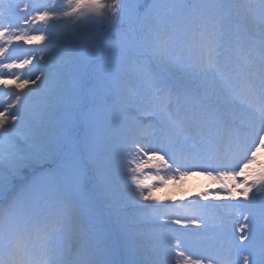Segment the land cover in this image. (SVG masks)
I'll list each match as a JSON object with an SVG mask.
<instances>
[{
    "label": "snow or ice",
    "instance_id": "obj_1",
    "mask_svg": "<svg viewBox=\"0 0 264 264\" xmlns=\"http://www.w3.org/2000/svg\"><path fill=\"white\" fill-rule=\"evenodd\" d=\"M124 7L122 0L111 4L67 0L66 7L55 2L50 6L28 4L20 17L23 27L0 13V40L4 41L0 45V77H15L17 90H8L7 107L0 110V188L11 191L9 181L25 168L35 172L51 169L62 160L68 162L65 146L84 132L86 125L95 178L107 186L117 221L123 217L126 233L134 236L130 230L144 221L167 227L156 225L164 218L180 226L171 232L199 235L201 225L207 228L203 213L227 206L178 208L153 193L158 186L183 181L197 171L208 176L215 173L229 199L242 196L247 201L243 205L247 214L241 213L244 222L236 216L238 224L229 225L231 239L224 264H240L242 252L243 264H264V170L255 175L246 171L256 163L257 151L264 148V0L152 3L150 10H160L163 15L127 42L131 55L114 69L117 92L113 93L110 84H98L104 92L93 96L91 107L75 52H68L36 80L11 71L32 63L11 55L14 41L30 44L46 39L43 31L39 35H30V31H39L41 25L51 28L57 22L89 27L103 23L109 13L119 20ZM209 10L216 13L211 27L206 19ZM177 23L187 40L177 42L163 35L166 30L175 33ZM47 39L51 41V35ZM194 50L198 53L195 57ZM37 80L46 85L41 98L29 96L34 89L19 91ZM0 84L7 87L8 80L2 79ZM112 176L120 177L122 188L109 185ZM55 190V185L41 186L31 200L21 202L15 196L0 200V264H28L20 227L37 213L35 202ZM203 196L207 199L208 193ZM236 233H241L240 244L235 243ZM87 235L85 231L76 234L75 251L71 246L54 245L46 264H104L86 245ZM159 239L167 243L166 258L161 252L142 253L131 264H172L171 241L175 239L180 249L181 238L159 233ZM205 261L213 264V256L203 251L181 249L174 257L175 264Z\"/></svg>",
    "mask_w": 264,
    "mask_h": 264
},
{
    "label": "rangeland",
    "instance_id": "obj_2",
    "mask_svg": "<svg viewBox=\"0 0 264 264\" xmlns=\"http://www.w3.org/2000/svg\"><path fill=\"white\" fill-rule=\"evenodd\" d=\"M20 2L21 5L19 6ZM23 2L24 4L22 5ZM36 2L37 0H18L17 4L12 6L7 4L6 0H0V13L8 17L13 24L21 23L20 17L25 14V5L30 4L33 7L45 5L44 2L39 4H36ZM122 2L125 7L121 18L119 20L111 19L102 30L99 28L101 23L85 27L83 25L73 26L71 23L57 22L51 28H45V26L41 25L39 31H30V35H39L40 32L43 31L46 39L43 41L33 40L30 44L23 41H14L13 43L16 47H14L11 55L19 59L28 58L32 60V63L25 65L24 69H14L11 71H14L17 75H21L23 79L28 80L29 77L37 71L36 69H42L43 62L48 57L52 56V53H57L59 51L57 54L59 62L68 52H75V59L83 77L81 83L85 93L89 96V106L91 107L93 96L103 95L104 89L97 87L98 84L105 83L112 85V91L115 94L119 87V81L116 78L114 69L118 65L124 63V59L121 55L126 56L127 52L123 51L122 53L118 48L114 49V45L118 44L119 48H127V42L133 37V35L131 36L132 27L135 31L141 32L142 27L145 25L144 21L149 22L151 20L146 17L152 16L155 20L157 16L163 15L161 11L153 12L149 7L146 8L143 5V0H122ZM151 2L154 3L157 2V0H151ZM161 2H163V0H161ZM200 2L214 3L217 2V0H200ZM247 2L258 3L259 0H253V2L247 0ZM9 14L10 16H8ZM215 15L216 13L212 10L206 12V19L209 27H211V24L214 22ZM116 22L121 24L124 29L121 31L118 38L110 42L111 52L108 55L104 53L102 47L98 46V49L95 48V44L97 41L104 39V36H108L116 26ZM6 23L7 21H5V24ZM21 26L23 27L22 23ZM32 27H35V25ZM175 27L177 29L175 33H170L166 30L163 35H170L171 38L177 42L181 39L187 40L188 36L183 34L182 26L177 23ZM62 30H64V33H62ZM84 34L87 35L82 38ZM49 35L52 37L51 41L47 39ZM61 35L65 37L61 38ZM87 37H90V41L84 43L82 39ZM3 43L4 41L0 40V45H3ZM93 43L94 45H92ZM52 49L56 50L54 51ZM50 51H52V53L49 55ZM197 54L198 53L194 50L193 56L195 57ZM104 65H107V71L111 76L108 80L104 78L105 76L103 73H100V71H102L100 69ZM2 79H7L8 85L5 87V85L0 84V110L7 107L9 96L6 93L8 90L17 91L13 82L15 77L9 75L0 77V80ZM37 85H40V81L39 83L36 82V85L29 83L25 85L24 89L19 91L27 92L29 89H34V92H29V96L34 95L37 98H41L46 85H40L39 88H37ZM84 129L85 131L82 132L79 141L74 140V143L69 142V145L67 144L65 146L66 156L70 158L68 162L62 160L58 162L57 166L51 169L41 170L38 168L33 173H31V168H25L18 174H14V178L9 181L8 185L12 190L9 192L7 189L0 188V200L7 201L12 196L17 197L18 201L21 202L25 201V198L28 197V199L31 200L32 194L37 188L55 185L56 190L54 193L64 198L69 213H72V216L78 215L80 217L77 218V220L73 219L74 224H72L73 230L71 229V235L55 239L56 241L61 240L60 246L57 247L59 248L67 245L71 246L73 251H75L77 249L76 245L70 244L69 240L75 238L76 234L87 226L90 232H87L88 235L85 242L93 249L94 255L99 260L103 261L104 264H120L119 257H124L126 261L125 264H131L136 258L131 254L130 248L123 249V256H120L118 248L113 240H110L111 242L108 240L109 238L111 239L110 234H112V238L114 239L113 234H115L114 231L117 230L123 240H125L124 236L127 237L126 239H128V242H126L129 244L131 235L124 230L123 217H121L119 222L117 221L115 204L108 194L107 186L98 183L95 178L89 145L86 138V125H84ZM25 131L27 133L30 130ZM77 143L78 145L76 146ZM189 143L191 142L189 141ZM116 163L117 162L114 161L113 166H115ZM261 170H264V148L257 151L256 163L250 165L246 171L255 175ZM4 174L7 175L6 172ZM24 177L25 181L19 182L16 186V183ZM240 179H243V177L238 178V180ZM108 183L113 189H120L123 186V182L118 176L110 177ZM205 192L208 193L207 199L203 196ZM6 193L8 194L7 198L4 197ZM214 195L219 198L213 199ZM153 196L162 197L164 203L174 204L178 208H186L192 204H195L197 208L199 205L205 204L227 206L218 209L210 208L202 215L204 224L207 225V228L205 229L204 226L201 225L200 230L204 235L215 237L217 242L209 246L208 244L210 242H206L205 245H203L201 241H198L194 247L195 249L203 247L199 252L203 251L206 252V254H211L213 256V264H224L226 248L231 239V227H229V225L234 226L238 224V221L234 218L236 216H239L240 223L244 222V216L241 215V213L247 214L243 207V205L247 203L244 197L237 196L234 199H229L227 194L221 189L220 182L215 179V173H213V176H208L199 171L184 178L183 181H169L164 187L158 186ZM41 201H43V199L35 202L37 206L40 205ZM69 202L71 203L70 205ZM57 207L58 206H55L54 208ZM256 211L257 215H259L258 208ZM183 214L182 212L181 215ZM225 217L229 218L225 219ZM68 224L71 225V222L68 221ZM161 224H167V226L169 225L170 227H180L179 225L171 224L170 221H166L164 218H160L156 221V225ZM189 228H196V225H189ZM162 229L163 228L154 226L149 221H144L139 224L138 228L131 229L130 233L146 238V242L142 243L141 241L138 243L139 251H142L143 248L150 247V244H154L156 250L161 252V249L165 248L163 247L164 244H166V242L162 243L159 239V233H165ZM235 235L238 237L241 233H236ZM52 248L53 246L41 247L39 252L43 257L39 262H34L33 264H46L47 256L50 254ZM176 251L175 249L172 250V264H175L174 257ZM243 255L244 253L242 252L239 258L240 264H243ZM205 264H207V261H205Z\"/></svg>",
    "mask_w": 264,
    "mask_h": 264
},
{
    "label": "trees",
    "instance_id": "obj_3",
    "mask_svg": "<svg viewBox=\"0 0 264 264\" xmlns=\"http://www.w3.org/2000/svg\"><path fill=\"white\" fill-rule=\"evenodd\" d=\"M251 1H253V0H251ZM42 2H44L46 5H51V3H53V2H55L56 4H57V6L58 7H66L67 6V0H37V2H36V4H39V3H42ZM105 2L106 3H109V4H111V3H113L114 2V0H105ZM152 2H151V0H143V5L146 7V8H150V4H151ZM151 11H155V12H160V10H157V9H151ZM146 18H148V19H151L149 22H147V21H144V24L145 25H147L148 23H151V22H153L154 21V18L152 17V16H150V17H146ZM153 18V19H152ZM112 18H111V14L109 13V18L108 19H106V20H104L103 21V23H101V25L99 26V28H101V30H102V28H105V25L111 20ZM123 29H124V27L121 25V24H118L117 22H116V26L113 28V30L108 34V36L106 37V39L102 42V44L100 43V40L99 41H97L96 42V44H95V48H97L98 49V46H100V47H102L103 48V50H104V53H106V54H108L109 55V53L111 52V49H110V42H112V40L113 39H115V38H118L119 36H120V34H121V31H123ZM131 31L133 32H131V36L133 35H140L141 34V32L139 31H135L134 29H133V27L131 28ZM62 33H64V30H62ZM88 34V33H87ZM87 34H84L83 35V37L82 38H84ZM122 35H123V33H122ZM62 37H65L64 35H61V38ZM76 38H77V36H76ZM81 38V39H82ZM79 39V38H78ZM82 41H84V43L85 42H88V41H90V37H87V38H85V39H82ZM116 43V42H115ZM101 44V45H100ZM117 44V43H116ZM92 45H94V43L92 44ZM119 49V51H122V53H123V51H126L127 52V55L126 56H124V55H121L122 57H123V59H124V62L129 58V56L131 55V53L129 52V50L126 48V47H124V48H119L118 47V44L117 45H114V49ZM116 54H117V52H116ZM100 70H102V71H100V73H103L104 74V78L105 79H110V75H109V73H108V67H107V65H104V66H102V68L100 69ZM92 168H93V166H92ZM29 198V197H28ZM28 198H25V201L26 200H29ZM60 202H66L65 200H61ZM71 203L69 202V205H70ZM67 220V219H66ZM172 229H176V228H172V227H164L162 230H163V232H165V233H171V235L172 236H179L180 238H181V241H182V244H181V248L180 249H183V246L186 244V241H185V243L183 242V240H182V237L184 238H187V233H178V232H171V230ZM114 233L115 234H113V236H114V239L112 238V234H110L111 235V239L109 238L108 240H109V242H111L112 240H113V242L115 243V245H116V247L118 248V252H119V255L120 256H123V249H125V248H130V250H131V254L132 255H134L133 257L134 258H136V259H138V256H139V258H140V255L142 254V253H148V254H154L155 252H160L159 250H156V247L154 246V244H150V247H146L145 249L143 248V250L142 251H139V248H138V243H140L141 241H142V243H144V242H146V238L145 237H141V236H139V235H135V236H132L131 235V237L130 236H128V237H130L131 239H130V243L128 244L127 242H128V239H126L127 237L126 236H124V238H125V240H123L122 238H121V236H120V233L117 231V230H115L114 231ZM111 240V241H110ZM127 241V242H126ZM176 240L175 239H173L172 241H171V245H172V250H180V249H178L177 247H176ZM130 245H132V246H130ZM157 246V245H156ZM163 247H165V248H162L161 249V254H162V256H165V258H166V250H167V243L166 244H164V246ZM155 249V250H154ZM93 249L91 248V251H92ZM93 252V251H92ZM94 253V252H93ZM119 262H120V264H125L126 263V261H125V258L124 257H119Z\"/></svg>",
    "mask_w": 264,
    "mask_h": 264
},
{
    "label": "bare ground",
    "instance_id": "obj_4",
    "mask_svg": "<svg viewBox=\"0 0 264 264\" xmlns=\"http://www.w3.org/2000/svg\"><path fill=\"white\" fill-rule=\"evenodd\" d=\"M39 83V81H37Z\"/></svg>",
    "mask_w": 264,
    "mask_h": 264
}]
</instances>
